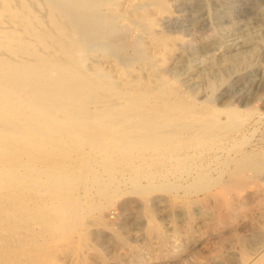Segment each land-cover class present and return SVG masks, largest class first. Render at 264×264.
Returning a JSON list of instances; mask_svg holds the SVG:
<instances>
[{"label": "bare ground", "instance_id": "obj_1", "mask_svg": "<svg viewBox=\"0 0 264 264\" xmlns=\"http://www.w3.org/2000/svg\"><path fill=\"white\" fill-rule=\"evenodd\" d=\"M152 5L160 17L146 14ZM167 13V0H0V264H58V251L68 264H113L104 248L109 240L87 237L88 217L105 206L94 201V193L78 190L89 177L100 199L113 200L128 185L147 207L144 247L110 228L114 245L124 250L114 264H126L128 255L140 259L154 248L152 238L157 248L170 245L150 192L174 187L156 184L159 172L153 170H163L160 176L167 180L191 152L238 130L244 117L229 110L228 120L222 121L213 113L215 93L225 77L208 81L206 108L188 99L177 79L182 57H177L173 74L166 75L175 47L180 50L184 44L183 38L154 30ZM263 41L259 37L253 56ZM102 46L130 49L129 65L94 54ZM228 59L249 67L252 54L240 51ZM247 164H238L228 175L230 183L216 189L220 194L212 204L219 216L233 217L230 192L246 187ZM251 167L260 169L256 163ZM186 203L190 221L196 203ZM259 232L238 241L244 249L241 264H264V230Z\"/></svg>", "mask_w": 264, "mask_h": 264}, {"label": "rangeland", "instance_id": "obj_2", "mask_svg": "<svg viewBox=\"0 0 264 264\" xmlns=\"http://www.w3.org/2000/svg\"><path fill=\"white\" fill-rule=\"evenodd\" d=\"M167 2L171 13L163 14L162 20L154 30L162 31L161 34L166 33L172 37L183 38L184 44L180 50L175 47L176 51L165 66L166 75L173 74L176 63H179L177 57H182L185 61L178 68L177 79L187 98L198 100L197 103L203 102L201 104L206 108V99L209 95L208 81L219 82L221 77H225L226 82L220 83L215 93V100L211 108L216 111L213 113H219L220 119L226 121L228 120L227 111L235 110L244 117V121L238 130L228 131L230 134L227 132L226 137L216 141V144L210 143L206 148L203 147L200 150L196 149L194 153L191 152L193 158L190 157L186 160L184 166L177 165L174 167L176 169L167 178L168 181L160 176V174L164 175L163 170L160 168L156 169L157 171L153 170L154 174L159 172L154 181L156 184L167 185L168 183L169 187H174L168 191L150 192L155 204L154 215L158 218V223L163 228L165 227L169 233L171 240L169 244L172 245L167 248H157L156 239L152 238L153 249L145 250L140 259L128 255L124 257V261L126 264H241V254L244 249L238 241L243 238L253 239L255 230L256 232L260 231L259 233H263L264 230V41L261 46L258 45V53L255 56L251 52L256 47L259 37L264 36V0H167ZM155 6H150V10L147 9L146 14H154L155 17H160L159 10ZM130 34L133 35L134 40L137 39L138 32L136 30ZM95 51L94 54L99 56L108 54L109 57L116 58L121 66L129 65L130 49L118 52L102 46ZM240 51L244 55L251 56L252 54V62L249 67L241 64L237 66V64L229 61L228 58L231 55ZM223 62L225 64H222ZM138 66V64L134 65V67ZM215 157L218 159L215 160ZM213 158L214 160H212ZM226 161L227 166H225ZM248 161L249 164L245 165L246 168L244 167L248 182L247 188L236 189L232 187L233 190H231L229 187L234 208L231 213L233 217L230 219L228 213L225 217L219 216V213L214 209V204H212L214 198L220 194L216 189L222 191V185L231 181L229 174H232L238 164ZM255 163L260 166L257 172L251 167V164L255 165ZM204 170L207 173H204ZM173 174L174 177L171 176ZM202 175H205L204 180ZM219 178L221 179L219 180ZM86 180L88 181L86 182ZM142 181L146 185L149 184V180L146 178H143ZM200 181L201 183H199ZM92 182V178H85V185L81 184L78 190L84 191L85 194L89 193L91 196L94 193V201L96 203L102 201L105 206L99 209L102 214H99L100 211L97 210L88 217L93 225L88 224L90 228L87 230V237L91 241L98 238L103 242L109 240L104 248L109 261L114 264L116 259L124 254V250L114 245V236L110 228L123 233L132 245L144 247L142 245L146 241L144 227L148 220L147 207L142 196L135 193L131 186L123 187L124 190L121 189L120 195L113 200H108L98 197L100 196L98 195L99 188ZM183 186L185 187L183 188ZM90 187L94 189L92 188L93 190L90 191ZM190 187L196 188H191L190 191ZM204 187H211V190ZM96 188L98 190H95ZM196 189L201 190V192ZM192 192L193 194H189ZM187 201L196 203L193 208L196 215L190 221L188 220L190 209L187 206ZM94 217H99L100 221L96 222ZM56 255L62 261L59 262L60 264H68V257L65 253L58 251ZM228 258H231L232 261H228ZM87 264H92V262L88 261Z\"/></svg>", "mask_w": 264, "mask_h": 264}]
</instances>
